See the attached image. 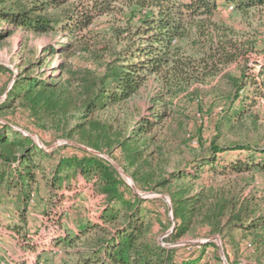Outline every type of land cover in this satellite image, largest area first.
Listing matches in <instances>:
<instances>
[{
    "label": "trees",
    "instance_id": "16d2710c",
    "mask_svg": "<svg viewBox=\"0 0 264 264\" xmlns=\"http://www.w3.org/2000/svg\"><path fill=\"white\" fill-rule=\"evenodd\" d=\"M68 1L0 0V24L11 27L0 30V41L16 31L34 36L62 32L82 40L81 51L89 53L94 64L72 61V44L61 50L64 61L59 74L49 79L32 71L42 60L38 65L29 62L1 102L0 113L16 107L40 130L67 140L78 135V141L90 150L111 156L136 189L157 196L137 195L111 162L89 151L62 155L51 164L49 159L58 150L45 152L28 136L0 123V206L9 212L12 205L11 214L20 223L7 228L26 240L21 223L27 224L29 210L35 209L31 205L35 195L42 205L40 213L60 226L68 210L53 202L54 190H74L70 198H78L83 192L70 181L79 175L103 206L93 220L83 221L81 234L72 235L69 230L64 238L55 236L53 247L71 255L72 264H224L216 243L209 240L212 237L222 240L224 256L236 264L237 235L249 241L245 250L254 249L256 263L264 264V207L244 198L234 185L217 181L232 173L264 171V147L240 142L220 147L212 142L208 153L194 158L188 167L166 173L162 168L165 149L155 142L153 132L176 101L210 94L203 93L207 86L227 94L229 107L221 113L218 128L239 122L247 107L264 98V58L251 63L254 42L219 18L228 10L244 15L264 7V0H127L139 16L135 27L127 28L123 49L108 56L102 55L108 46L102 54L90 48L96 42L86 38L85 31L109 12L115 0H93L80 10H62ZM232 64H237L240 76L225 72ZM3 72L7 69L0 66V75ZM149 78L154 81L156 99L164 106L163 115L144 120L128 136L113 134L108 124L92 120L95 114L132 98ZM227 152L238 155L224 165L218 155ZM45 165L51 169L48 175ZM36 173L41 174L42 184ZM163 197L169 200L171 217ZM200 233L206 239L199 244L175 245L186 235ZM157 236H163L168 245Z\"/></svg>",
    "mask_w": 264,
    "mask_h": 264
},
{
    "label": "rangeland",
    "instance_id": "374dc122",
    "mask_svg": "<svg viewBox=\"0 0 264 264\" xmlns=\"http://www.w3.org/2000/svg\"><path fill=\"white\" fill-rule=\"evenodd\" d=\"M90 2L93 0H69L64 4L62 10H71L72 7H77L80 10L89 5ZM110 8L108 13L97 17L89 29L85 31L88 34L86 38H93L96 42L95 45L90 43V48H94L102 54L103 48L108 46V52L102 54L103 56L123 49L128 34L127 28H134L139 16V12L133 11V5L127 4V0H115ZM219 18L224 22L232 23L245 38L254 42L256 52L250 55L251 63L264 58V7L250 9L244 15L233 13L230 10L223 11ZM10 28L7 23L0 24V30ZM81 42L82 40H74L62 32L34 36L16 31L9 37H4L0 41V66L6 68L7 72L0 75V104L7 97L20 69L26 67L29 62L38 65L42 60L41 66L33 67L32 71L42 74L45 79L58 75L59 65L64 61L61 50L66 44L73 45L70 51V54L72 53L74 56L72 61L75 62L77 59L81 64H88L93 67L94 64L91 63L89 53L81 51L83 48ZM50 46L54 48L53 52L46 50ZM79 53L80 55H78ZM225 72L240 76L241 70L237 64H232ZM11 73L12 76H10ZM206 91H209L210 94H199L198 97H181L175 102L177 105L170 109L171 112L167 113L160 127L153 131L156 134L155 142L165 149L162 168L166 173L188 167L194 158L208 153L212 142L220 147L239 142L264 147V98L258 97L254 105L247 107L248 112L239 122L234 121L230 127L228 123H224L218 128L221 113L229 107L227 94H219L218 90L212 92L209 86L204 88L203 93ZM163 111L162 102L156 99L154 81L149 78L132 98L95 114L92 120L101 124H108L113 134L128 136L141 122L147 119L155 120L160 114L163 115ZM75 121L76 118L72 119L71 124H74ZM0 123L8 124L24 136H28L33 144L45 152L51 153L52 150H58L53 154V158L49 159L51 164H54L62 155H82L80 150H90L78 141V135L67 140L51 132L38 129L16 107L3 109L0 113ZM103 155L113 161L111 156L105 152ZM237 155V152H227L218 156L220 162H225L224 165H227ZM45 167V174L48 175L51 169L48 165ZM36 178L42 184L40 173H36ZM124 179L129 184L125 177ZM217 181L220 182L219 184L234 185L235 190L241 191L244 198H251L254 205L264 207V171L240 175L232 173L225 177L221 176ZM79 183L80 185H78ZM70 184L75 186L77 190L80 188L83 193L78 198L71 199L70 197L76 193L74 190H54L57 195L53 198V202L57 205L62 203L61 206L68 210V214L61 219L60 226L56 225L54 220H50L40 213L42 205L37 196H34V202L31 205L35 206V209L29 210L27 224L21 223L24 226L22 232L26 233V240L7 228L19 223L18 217L11 214L13 206H8L9 212H7L6 206H0V264H36L39 255L42 253L44 255L40 257L38 264L73 263L74 260L71 255L65 253L63 249L53 247L52 243L56 238L55 236L64 238L69 230L74 232L71 233L72 235L81 234L80 226L83 221L93 220L97 216L98 210L102 209L103 204L98 197L93 196L90 188L83 185L79 175H77L76 180H71ZM134 192L142 198L152 199L157 196L136 188ZM163 200L167 206L170 205L167 197H163ZM158 206L164 212L159 204ZM58 207L60 208V205ZM157 238L160 243L168 245L162 241L163 236H157ZM214 238L218 240L215 241ZM205 239L204 233H200L196 237L186 235L179 239L175 245L193 246L205 241ZM209 240L216 243L217 253L222 262L231 264L224 256L222 240L219 237H212ZM237 240L239 241L237 245L240 254H238L235 263L257 264L254 249L245 250L249 241L238 235ZM78 244L80 245V243ZM186 250L189 252L198 249ZM70 252L72 251L70 250ZM209 254L208 256L213 263V255L212 253Z\"/></svg>",
    "mask_w": 264,
    "mask_h": 264
},
{
    "label": "water",
    "instance_id": "95a60500",
    "mask_svg": "<svg viewBox=\"0 0 264 264\" xmlns=\"http://www.w3.org/2000/svg\"><path fill=\"white\" fill-rule=\"evenodd\" d=\"M86 151H89V152H92L93 154H95V155H98V156H100V157H103V158H105L106 160H108L109 162H111L112 164H113V166H115V168L117 169V170H119V172L121 173V175L123 176V177H125L126 179H127V181H129V185L133 188V190L135 191V187H134V184H133V181H132V179H131V177L129 176V175H127V174H125L113 161H111L110 159H109V157H107V156H104L103 154H101L100 152H95V151H92V150H87V149H85ZM136 193V192H135ZM153 194V193H152ZM168 212H169V215H170V217H171V207H170V205H169V207H168ZM214 240L215 241H217L218 239L217 238H214Z\"/></svg>",
    "mask_w": 264,
    "mask_h": 264
}]
</instances>
